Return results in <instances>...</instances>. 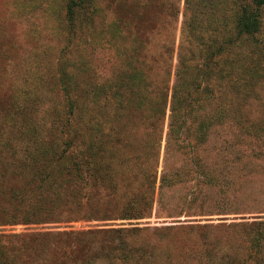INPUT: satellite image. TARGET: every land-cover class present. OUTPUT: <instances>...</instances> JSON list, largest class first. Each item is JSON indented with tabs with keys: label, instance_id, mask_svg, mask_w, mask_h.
<instances>
[{
	"label": "rangeland",
	"instance_id": "374dc122",
	"mask_svg": "<svg viewBox=\"0 0 264 264\" xmlns=\"http://www.w3.org/2000/svg\"><path fill=\"white\" fill-rule=\"evenodd\" d=\"M71 1L78 0H0V235L139 227L144 231L138 244L147 245L149 254L144 264H264V239L257 249L252 245L256 224L264 221V5L258 43L247 51L242 78L235 88L217 87L195 113L202 117L197 121L212 119L200 148L214 178L206 191L181 181L167 188L162 206L155 202L150 218L120 219L145 189L144 169L155 165L147 154L161 130H150V111L136 109L129 93L127 104L113 110L119 117L111 120L105 157L110 180L88 200L66 187L47 188L41 197L50 213L45 223L2 224L1 213L37 199L41 178L66 176L78 115L84 112L88 133L97 114L94 81L118 71L129 78L139 67L149 92L173 80L183 0H85L69 17ZM199 2L191 3L193 11ZM110 109L105 105V119ZM165 132L166 125L158 175ZM169 161L181 167L196 162L174 144ZM204 201L207 208H199ZM202 209L210 212L199 215ZM68 243L57 237L14 240L5 244L3 256L7 264H80ZM97 247L82 254L91 258Z\"/></svg>",
	"mask_w": 264,
	"mask_h": 264
},
{
	"label": "trees",
	"instance_id": "16d2710c",
	"mask_svg": "<svg viewBox=\"0 0 264 264\" xmlns=\"http://www.w3.org/2000/svg\"><path fill=\"white\" fill-rule=\"evenodd\" d=\"M183 20L179 30V43L176 48L177 64L173 67V80L163 87L149 92L147 75L143 68L134 69L133 76L126 78V73L118 71L113 78L103 82L94 81L93 99L97 114L93 116L86 133L84 112L78 115L73 147V161L65 166V174L60 176L45 175L37 184V199L30 204L19 205L8 213L2 214V224L11 225L18 222L45 223L50 218L46 202L41 199L47 188H69L71 194L88 200L93 191L106 180H110L109 166L105 161L108 144L111 142V120L119 115L114 106L123 108L131 95V103L136 109L150 111V130L160 127L159 140L154 151L150 149L147 157L153 156L155 165L146 167L145 189L139 198L129 201L123 209L120 219L141 220L150 218L155 202L162 206V199L167 188L181 181H194L195 186L207 190L214 178L202 164L201 146L206 138V130L212 119L196 116L203 108L206 100L215 97L217 87L235 88L243 76L241 69L248 60L247 51L253 50L258 42L257 35L262 25L261 8L264 0H200V9L193 11L194 0H183ZM85 0L71 1L68 5V16L80 7ZM249 49V50H248ZM246 50V51H245ZM185 51V52H184ZM174 53V51L172 52ZM195 53H197L195 57ZM251 54V53H250ZM246 57V58H245ZM172 71V66L171 69ZM170 73V72H169ZM154 94L150 97V94ZM134 99V100H133ZM130 102V101H129ZM111 105V118L105 119L103 109ZM74 107L76 105H73ZM132 106V107H133ZM81 107L78 106V109ZM84 120V121H83ZM166 125L165 145L161 171L158 175L162 131ZM174 144L175 151L187 157L190 155L196 162L191 166L181 167L169 161V153ZM177 148V149H176ZM66 154L65 152L61 155ZM65 156V155H64ZM148 161V160H147ZM144 161V162H147ZM180 166V167H178ZM47 167L45 166L44 171ZM60 178V179H59ZM46 196H49L48 194ZM21 202V201H20ZM206 201L199 208H207ZM161 209V207H159ZM210 211H197L199 215ZM94 214V213H93ZM41 218V219H37ZM252 235V245L257 249L264 239V221L256 224ZM144 229L139 227L79 230L51 233H21L0 235V264H7L3 256L7 248L5 244L14 240L41 241L49 237H57L62 243L69 242V248L80 264H92L93 260L103 259L108 264H144L148 260L147 245L138 244V236ZM95 244L98 252L93 251L91 258L82 252L92 251ZM258 245V246H257ZM257 250L255 253L257 254ZM94 262V261H93ZM9 264H12L9 260ZM241 264V263H240ZM243 264H250L245 262Z\"/></svg>",
	"mask_w": 264,
	"mask_h": 264
}]
</instances>
